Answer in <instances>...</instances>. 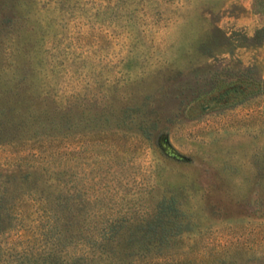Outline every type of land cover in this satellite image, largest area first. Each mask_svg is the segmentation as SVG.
Returning <instances> with one entry per match:
<instances>
[{"label": "rangeland", "instance_id": "rangeland-1", "mask_svg": "<svg viewBox=\"0 0 264 264\" xmlns=\"http://www.w3.org/2000/svg\"><path fill=\"white\" fill-rule=\"evenodd\" d=\"M17 77L73 125L0 146L1 175L174 202L187 231L142 238L148 264H264V0H0V90Z\"/></svg>", "mask_w": 264, "mask_h": 264}, {"label": "trees", "instance_id": "trees-1", "mask_svg": "<svg viewBox=\"0 0 264 264\" xmlns=\"http://www.w3.org/2000/svg\"><path fill=\"white\" fill-rule=\"evenodd\" d=\"M23 80L17 77L13 87L0 90V146L32 140L33 128L37 133L49 125L59 132L73 125L67 115L56 121L48 113L37 116L29 92L21 88ZM30 176L0 174V264H148L158 257L150 254V239L139 245L142 238L187 231L180 216L168 213L174 202L127 216L97 198H84L79 190L41 187ZM167 264L185 262L178 258Z\"/></svg>", "mask_w": 264, "mask_h": 264}]
</instances>
